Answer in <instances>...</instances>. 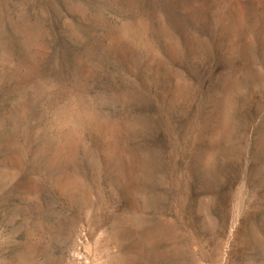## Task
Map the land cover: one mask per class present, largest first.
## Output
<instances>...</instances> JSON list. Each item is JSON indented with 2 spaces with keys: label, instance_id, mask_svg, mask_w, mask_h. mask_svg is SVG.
Listing matches in <instances>:
<instances>
[{
  "label": "rangeland",
  "instance_id": "1",
  "mask_svg": "<svg viewBox=\"0 0 264 264\" xmlns=\"http://www.w3.org/2000/svg\"><path fill=\"white\" fill-rule=\"evenodd\" d=\"M0 264H264V0H0Z\"/></svg>",
  "mask_w": 264,
  "mask_h": 264
}]
</instances>
